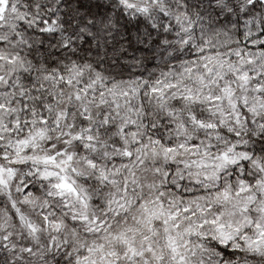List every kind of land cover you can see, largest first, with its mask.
<instances>
[{
    "label": "snow or ice",
    "instance_id": "snow-or-ice-1",
    "mask_svg": "<svg viewBox=\"0 0 264 264\" xmlns=\"http://www.w3.org/2000/svg\"><path fill=\"white\" fill-rule=\"evenodd\" d=\"M0 264H264V0H0Z\"/></svg>",
    "mask_w": 264,
    "mask_h": 264
}]
</instances>
